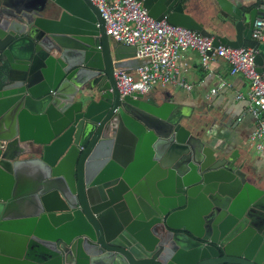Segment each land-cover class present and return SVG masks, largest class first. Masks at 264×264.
Masks as SVG:
<instances>
[{
    "label": "water",
    "instance_id": "water-1",
    "mask_svg": "<svg viewBox=\"0 0 264 264\" xmlns=\"http://www.w3.org/2000/svg\"><path fill=\"white\" fill-rule=\"evenodd\" d=\"M136 1L215 48L245 47L263 14L214 0L229 40L183 0ZM135 51L90 0H0V264H264V186L204 137L209 111L187 129L168 98L119 94Z\"/></svg>",
    "mask_w": 264,
    "mask_h": 264
},
{
    "label": "built area",
    "instance_id": "built-area-1",
    "mask_svg": "<svg viewBox=\"0 0 264 264\" xmlns=\"http://www.w3.org/2000/svg\"><path fill=\"white\" fill-rule=\"evenodd\" d=\"M104 20L105 32L109 39L118 44L132 46L135 51V65L116 68L114 77L120 95L131 93L148 94L155 89H164L178 84L185 90L191 86L177 80L179 54L195 50L204 66L214 57L226 61L231 75H242L249 83L246 99L249 112L261 116L250 136L258 151L264 147V79L257 72L254 58L258 53L257 45L264 41V0L263 14L253 23L251 39L256 47L238 49L214 47L212 38L201 36L196 31L169 24L166 20H155L136 0H90ZM211 52V55L209 53ZM225 83L220 85L224 87ZM211 91V95L216 93ZM242 99V96H238Z\"/></svg>",
    "mask_w": 264,
    "mask_h": 264
},
{
    "label": "crops",
    "instance_id": "crops-1",
    "mask_svg": "<svg viewBox=\"0 0 264 264\" xmlns=\"http://www.w3.org/2000/svg\"><path fill=\"white\" fill-rule=\"evenodd\" d=\"M230 1L238 4L243 13L263 9L260 0ZM183 2L186 12L208 28L212 36L234 39L235 33L224 28L223 23L227 20L219 14L214 0ZM251 42L253 43L252 39L245 42V47H250L247 45ZM257 50V54L264 58V41L257 45ZM177 70V80L189 84L191 90H185L178 84H171L164 89H155L149 94L155 95L158 101L168 98L179 105L182 113L188 115L182 119L183 126L187 129L194 128L199 111H209L210 115L214 116V121L209 122L204 129V137L208 136L211 139L208 140L211 146L218 143L229 150L237 149L239 152L237 164L243 166L242 171L246 174L247 180L257 186H264V147L258 151L250 140L261 116L255 117L249 112V103L246 99L248 81L240 74L231 75L230 67L223 59L213 57L204 66L199 53L190 49L180 52ZM222 83H225V86L220 88ZM213 89L217 91L211 95ZM239 95L242 99L237 98Z\"/></svg>",
    "mask_w": 264,
    "mask_h": 264
},
{
    "label": "rangeland",
    "instance_id": "rangeland-1",
    "mask_svg": "<svg viewBox=\"0 0 264 264\" xmlns=\"http://www.w3.org/2000/svg\"><path fill=\"white\" fill-rule=\"evenodd\" d=\"M60 12L61 10L51 2L48 3L46 10L44 11L45 15L49 17H58Z\"/></svg>",
    "mask_w": 264,
    "mask_h": 264
},
{
    "label": "trees",
    "instance_id": "trees-1",
    "mask_svg": "<svg viewBox=\"0 0 264 264\" xmlns=\"http://www.w3.org/2000/svg\"><path fill=\"white\" fill-rule=\"evenodd\" d=\"M247 46H253V47H256V44L253 42H251L250 44H248Z\"/></svg>",
    "mask_w": 264,
    "mask_h": 264
},
{
    "label": "flooded vegetation",
    "instance_id": "flooded-vegetation-1",
    "mask_svg": "<svg viewBox=\"0 0 264 264\" xmlns=\"http://www.w3.org/2000/svg\"><path fill=\"white\" fill-rule=\"evenodd\" d=\"M92 250H93L94 252H96V250H94L93 248H92Z\"/></svg>",
    "mask_w": 264,
    "mask_h": 264
}]
</instances>
